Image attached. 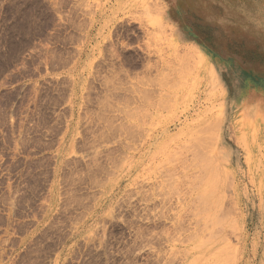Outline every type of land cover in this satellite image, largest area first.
I'll use <instances>...</instances> for the list:
<instances>
[{
    "label": "rangeland",
    "instance_id": "obj_1",
    "mask_svg": "<svg viewBox=\"0 0 264 264\" xmlns=\"http://www.w3.org/2000/svg\"><path fill=\"white\" fill-rule=\"evenodd\" d=\"M263 179L264 0H0V264H264Z\"/></svg>",
    "mask_w": 264,
    "mask_h": 264
},
{
    "label": "bare ground",
    "instance_id": "obj_2",
    "mask_svg": "<svg viewBox=\"0 0 264 264\" xmlns=\"http://www.w3.org/2000/svg\"><path fill=\"white\" fill-rule=\"evenodd\" d=\"M212 142V141H211ZM215 157V156H214ZM213 157V159H214V161H218V160H221L220 158H222V157H219L218 155H217V159H216V157L214 158ZM212 159V160H213ZM213 161V162H214ZM220 162V161H219ZM218 162V163H219ZM217 163V162H216ZM229 175H230V178H231V183L235 186V187H238L237 185H238V181H237V174L233 171V170H231L230 169V171H229V173H228ZM261 184L259 185V189H258V195H259V197H263L264 198V179L262 180V182H260ZM240 194H237L236 195V197H235V202H234V204H235V206L237 207V208H239L240 210H243L244 208H245V206L243 205V203L241 202V199H243V198H241L240 196H239ZM199 196H201V195H199ZM201 199V198H200ZM199 199V200H200ZM227 203H222V207H221V210H224V208H226V205ZM262 210H263V214H264V207H262Z\"/></svg>",
    "mask_w": 264,
    "mask_h": 264
},
{
    "label": "crops",
    "instance_id": "obj_3",
    "mask_svg": "<svg viewBox=\"0 0 264 264\" xmlns=\"http://www.w3.org/2000/svg\"><path fill=\"white\" fill-rule=\"evenodd\" d=\"M56 191H57V194H56ZM56 191L54 190V192L52 191V193H51V199H53V200H56L59 197L58 189H56ZM24 235L25 234H23V236ZM20 236H22V234Z\"/></svg>",
    "mask_w": 264,
    "mask_h": 264
}]
</instances>
